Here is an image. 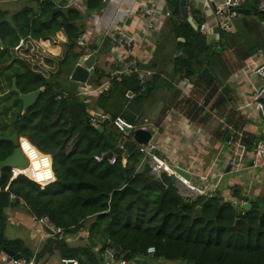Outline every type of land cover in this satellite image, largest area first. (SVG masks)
<instances>
[{
	"label": "trees",
	"instance_id": "trees-1",
	"mask_svg": "<svg viewBox=\"0 0 264 264\" xmlns=\"http://www.w3.org/2000/svg\"><path fill=\"white\" fill-rule=\"evenodd\" d=\"M36 1V13L25 8L9 16L0 10V65L12 58L11 50L25 39L17 53L26 60L13 59L9 75L16 78L22 94L41 90L36 103L25 112L17 96L11 105L3 102L0 135H6V130L17 131L19 137L49 155L54 181L41 187L22 175L11 180V169L0 170V253L13 252L27 259L33 256L21 240L4 236L5 211L22 207L34 220L46 218L60 230V234L44 241L35 255L36 262L57 254L60 259L75 260L77 264H104V253L111 249L114 263L151 257L175 264H264V195L244 197L234 188L232 196L250 205L241 215L240 209L225 203L219 194L184 200L177 195L172 178L150 175L147 164L141 163L142 155L133 152L135 144L131 140L126 143L127 138L108 121L101 124L103 131L99 132L89 122V109L135 124L143 86L134 77L109 78L94 66L93 90L101 87L104 78L109 80L108 88L81 98L77 84L69 77L74 63L85 54V49L76 45L85 31V17L79 8L65 7L64 0ZM178 1L165 0L171 11L170 33L176 50L173 74L180 80L194 79L195 86L204 78V82H210L206 89L213 93L215 86L211 85H227L233 74L224 69L223 53L231 50L238 62L245 61L259 45L247 43L234 50L235 42H228L234 34L221 31L217 49L199 29L194 30L180 17ZM82 2L89 16L99 11L103 0ZM259 2L245 0L243 7L255 10ZM188 9L199 27L203 17L189 6ZM258 17L262 19L264 14ZM59 33L64 40L58 38ZM57 38V45L52 46L49 40L55 42ZM41 48L56 57L55 71L47 75L42 74L47 70L40 69L42 63L30 64L33 52ZM49 48H56V53L51 54ZM93 48V44L88 46L89 51ZM46 64L52 66L53 62L47 60ZM122 138L124 151L118 147ZM68 140L72 150L65 153ZM254 140V136L249 139V146ZM12 151L10 142L0 141L1 161ZM108 153L116 159L113 165L105 159H94ZM28 176L33 177L32 171ZM196 207L201 208L202 218L195 217ZM83 230L87 232V245L70 246L66 242V238ZM149 248H154L152 255L147 254Z\"/></svg>",
	"mask_w": 264,
	"mask_h": 264
},
{
	"label": "crops",
	"instance_id": "crops-1",
	"mask_svg": "<svg viewBox=\"0 0 264 264\" xmlns=\"http://www.w3.org/2000/svg\"><path fill=\"white\" fill-rule=\"evenodd\" d=\"M82 1H76L72 7L79 8L85 17L83 34L88 38V44L84 48L85 54L92 52L95 55L94 66H97L101 72L109 76L112 71L117 69L115 57L121 51L111 43V33L115 35L124 33L136 40L129 48L126 57L133 58L141 72L151 74L153 77L149 84L142 87L143 99L137 105L136 119L138 124L144 120L147 121L152 131L151 140H154L152 143L158 146L160 157L164 158L173 169L178 168L185 172L188 176L186 179L192 184H199L200 177L208 176L206 194H219L224 200L234 198L232 191L237 188L244 197L255 198L264 195V167L259 165V161L252 164L253 152L248 144L252 136L255 137V140L259 139L264 142V125L259 113L254 110L251 98L252 92L260 87L261 81L255 79L252 82L243 80L237 83L233 77L237 71L252 68L264 60V18L260 19L258 14L256 16L251 14L249 16L235 15L238 17L231 19L229 30L223 32L234 34V38L228 40L232 44H234L233 41L235 42L232 48L238 50L236 46L258 43L259 47L256 48L258 52L253 56L250 55L249 59L238 62L231 50L225 51L222 56L224 69L226 72L233 71L226 83L230 86H222L214 81L215 84L211 86H215V90L210 93L206 89V83L210 82H204V78L199 80V86H195L192 83L194 79L180 80L173 74V59L176 56V50L175 48L171 49V46L174 47L170 33L171 11L166 2L161 3L160 0H107L99 12L88 16ZM224 1L187 0V7L198 12L203 17V23L208 24L210 30L208 29L204 36L208 43L212 41L210 44H215L217 49L221 31L215 27L213 12L214 6L222 5ZM158 2L160 14L164 15L165 12H168L170 15L157 21L154 31L147 32L144 18L139 13L140 8L142 5ZM64 3L68 4L65 0ZM243 4L241 8H244ZM25 8H30L36 13L38 2L36 0H0V10L6 11L9 16ZM58 38L64 40L61 33L58 34ZM20 40H22L20 43L25 41V39ZM91 44L95 48L89 51L88 46ZM2 49L0 48V50ZM15 54L18 55L17 50L11 54L10 60L0 65V95L9 92L7 91L6 77L11 71L9 65L15 58ZM38 57L42 61V56ZM38 57L36 58L38 59ZM78 60L74 63L72 70ZM43 68L45 66L42 64L40 69ZM46 69H48L47 66ZM108 85V78H104L99 89L94 91L91 86V93L93 91L100 92L108 88ZM77 86V94L84 99V96H81L83 94L79 92V84ZM229 87H231L230 90H228ZM88 98L91 100L90 95ZM1 105L2 103L0 104V114L2 112ZM88 113L90 117L95 118L101 112L90 108ZM4 133L6 134L4 136H8L14 132L8 133L6 130ZM240 135L241 139L239 140ZM126 138V141L124 139L126 143L131 140L135 144L133 138ZM64 150L65 153L72 150L71 140L66 141ZM23 151L31 160V164L27 167L29 173L32 171V176L37 175L38 179L40 176H44L43 171L46 172V162L48 161L38 156L39 159H42V164H45L42 165L44 170H37L39 165L35 164L36 162L29 156L27 150ZM35 151L37 150L35 149ZM233 160L238 163L234 168H241L238 171L240 173L231 172V168L226 163ZM14 178L16 177L12 174L11 180ZM5 214L10 226L19 228L15 224L20 222L29 232L28 237L8 238L6 236V238L21 240L30 252L33 251L32 255H36L44 241L48 239L45 236L51 233L39 225L38 221L34 220L22 207L8 208ZM36 230L37 234H34ZM85 232L83 230L79 235L66 238V242L70 246L87 245ZM43 237L44 239H42ZM78 239L80 240L79 244H70ZM4 260H7L6 257L0 253V264H6ZM36 264H60V258L55 254L36 262ZM128 264H164V262L148 257L147 260L137 258Z\"/></svg>",
	"mask_w": 264,
	"mask_h": 264
},
{
	"label": "built area",
	"instance_id": "built-area-1",
	"mask_svg": "<svg viewBox=\"0 0 264 264\" xmlns=\"http://www.w3.org/2000/svg\"><path fill=\"white\" fill-rule=\"evenodd\" d=\"M76 1L78 0H65V2L68 3L65 5V7L73 6V4ZM160 2L165 3V0H160ZM244 2L245 0H225L222 5L214 6L213 17L215 20V27L217 28V30L219 31L229 30L230 21L235 16L233 13H230V10L241 8ZM257 10L264 12V0H260L257 6ZM139 13L144 18L145 28L147 32L154 31L155 28L157 27V23H158L157 21L162 20V18L164 17H169L170 15L168 12H165L164 15L160 14L159 2L151 3L149 5L148 4L142 5ZM197 29H199V32L202 35H205L208 29L210 30L208 24L206 23H202L199 27H197ZM110 40L111 43L114 46H117L121 52L118 54V56L115 57V63L117 64V69L109 74V78H117L120 80L123 78L134 77L135 80L141 86H146L147 84H149L153 79L152 75L141 72L137 67L136 61L133 58L126 57L127 56L126 54L129 52V48L134 42H136V40L133 37L128 36L124 33H117V35L111 33ZM87 44H88V38L84 34L79 36L76 40V45L79 48H85ZM20 47H21V43L18 44L14 48V50H18ZM90 54L91 53L84 54L80 58L82 60H85ZM233 77H234V81L237 83H240L243 80L245 82H252L255 79H259L261 81L260 87L252 92L251 98H252L254 110L259 113L261 122L264 125V60L259 65H256L252 68H246L244 70L237 71ZM90 89L91 87L89 86L79 85V92H81L83 95L91 93ZM106 121H108L111 124V126L116 132L122 134L123 137L132 138V133L135 130L151 131V128L148 126L146 120H144L141 124L138 123L132 124L126 122L121 117H115L114 119H110L108 115H105L103 113H100L95 118L90 117L89 119L90 124L94 127L101 126V124ZM240 139H241V135L239 136V140ZM23 144H30V143L28 140L24 138H19L18 147L29 165L31 164V160L24 153ZM32 147L36 149L34 146ZM118 147L121 150L123 149L121 143L119 144ZM138 148L140 155H142L143 157L141 163L147 164L150 175H152L155 178H159L161 175H165L166 177L172 178L174 181L173 186L176 189V193L180 198L191 201L206 194L207 185H208V178H207L208 176L200 177L199 184H192L188 179L180 176L179 174H176L174 169L170 165H168L166 160L160 157V155L158 154V146L156 144H153L151 139L146 145H139ZM253 148H254L252 150L253 156L251 160L252 164L259 161V165L264 167V142L259 141L256 145L253 144ZM36 152L40 156L48 160L47 175L40 176L39 179H36L34 177L26 176L25 174H16L15 170L13 169L11 171L13 176L15 177L22 175L26 177L28 180L34 182L35 184L44 187L54 181L53 178L54 176L52 173V161L49 155H44L38 150ZM94 159L97 162H100L103 159H105V156L102 155L99 157H95ZM105 160L108 162L109 165H113L116 161L113 155L109 159H105ZM226 163L231 168V172L233 173L241 170L240 167L234 168L235 165L238 164L234 160ZM223 201L236 210L241 209L242 206L245 204L244 201L237 199L235 197L226 198ZM39 222L40 225L45 228V230H50L51 232L50 235L45 236L46 238H49L51 235L60 234V230L55 229L54 226L50 224L46 218L39 220ZM85 235H87V232H85ZM42 239H44V237ZM153 253H154V248H149L147 250L148 255H152ZM104 257H105L104 264H114L113 250L107 249L104 253ZM4 261H6V264H36L35 254L29 259L20 257L17 260L7 259ZM60 264H77V262L71 259H60ZM116 264H128V263L125 261H118L116 262Z\"/></svg>",
	"mask_w": 264,
	"mask_h": 264
},
{
	"label": "water",
	"instance_id": "water-1",
	"mask_svg": "<svg viewBox=\"0 0 264 264\" xmlns=\"http://www.w3.org/2000/svg\"><path fill=\"white\" fill-rule=\"evenodd\" d=\"M107 0H103L102 4L100 5L99 9L103 8L106 4ZM179 6V13L180 17L185 20L191 28L194 30H197V25L195 21L192 19V17L189 15L188 7H187V0H179L178 1ZM230 13H233L234 15H242V16H249L253 15L256 16L257 14H264L263 11H258L257 9L251 10L247 8H237L230 10ZM98 42V40H97ZM212 43V41H210ZM0 48H3L2 44L0 43ZM258 52V49L253 50L250 55L253 56ZM11 53H14V49L11 50ZM94 64H95V55L91 53L85 60H82L81 58L78 60V63L75 65L74 69L72 70L69 80L71 82L77 83L79 85H86L91 87L95 80V74H94ZM41 93V90H36L34 92L28 93V94H21L19 90L16 87L15 79H13L11 87L9 92L0 95V104L3 103L11 94H15L18 98V100L22 104V111L25 112L28 108L32 107L39 95ZM97 130L99 132L103 131L102 126H98ZM264 132V130H263ZM17 132L12 133L8 136H1L0 135V141H7L10 142L13 146V151L10 156H8L4 160H0V170L7 168V169H25L28 167V162L24 158V156L21 154L20 149L18 147V141H17ZM152 137V131H143V130H135L132 133V138L136 144L134 148V153L140 155L139 152V145H146ZM124 138L121 139V144L123 143ZM259 142V139H256L254 141V145H256ZM253 145L251 146V150H253ZM112 156L111 153H108L105 155V159H109ZM174 171L176 174H179L180 176L184 178H188L187 174L183 172L182 170L175 168ZM250 208L249 204H244L242 208L238 211V214L241 215L243 211L248 210ZM109 214L111 211L108 212ZM178 215H181L180 212H178ZM194 215L197 218H202L201 214V208L196 207L194 210ZM49 233L50 230H47ZM2 254L8 259H14L17 260L20 258V255H15L13 252H5L3 251ZM139 259L147 260L148 257H139Z\"/></svg>",
	"mask_w": 264,
	"mask_h": 264
},
{
	"label": "rangeland",
	"instance_id": "rangeland-1",
	"mask_svg": "<svg viewBox=\"0 0 264 264\" xmlns=\"http://www.w3.org/2000/svg\"><path fill=\"white\" fill-rule=\"evenodd\" d=\"M99 12V11H98ZM95 13H97V12H95ZM53 40H54V38H53ZM53 40H49L50 41V44L52 45V46H55V45H57V43H56V41H59L58 40V38L55 40V42L53 41ZM20 41H22V40H20ZM45 44H47V42L45 43ZM60 47V46H59ZM174 47L173 46H171V49H173ZM52 48H49V50H47V51H49V52H51V54H53L54 55V53H56V51H55V49L54 50H51ZM58 51V50H57ZM34 54V56H33V58H32V61H30V64H35V65H38V64H44V65H46L49 69H47V70H45L44 72H42V74L43 75H47V73H50V72H54L55 70H54V68H55V66L57 65L56 64V57H53L52 55H50L49 53H47L46 52V49H44V48H41V49H39L38 51H37V53L36 52H33ZM39 54L42 56V61H40L39 59H40V57H38L39 56ZM18 57L19 58H23L22 60H26V57H23V54L22 55H20L19 56V54H18ZM35 57H38V59L37 58H35ZM47 60H49V61H51V62H53V65L52 66H48L47 64H46V61ZM53 60V61H52ZM29 66V65H28ZM46 66H45V69H46ZM50 68H53V70H50ZM71 74V73H70ZM226 86H230L229 84H227ZM231 89V87H229L228 88V90H230ZM129 139V138H128ZM154 140L152 139V142H153ZM24 145V144H23ZM23 147H25V149L24 150H27L28 151V153H29V156H31V158L34 160V162H36L35 164H38L39 165V168L37 169V170H41V169H43L44 170V168L42 167V165L44 166V164H42L43 163V161H41L42 159H39V157L38 156H40L36 151H35V149L34 148H32L29 144H25V146H23ZM21 152V151H20ZM22 154V153H21ZM23 155V154H22ZM40 157H42V156H40ZM42 158H44V157H42ZM45 161H48V160H46L45 159ZM47 163L48 162H46V166H47ZM46 168V167H45ZM25 169H27V168H25ZM13 170H16L15 172H21L22 170H18V169H13ZM237 173H240V172H237ZM249 174H251V172H249ZM43 175H45V173H44V171H43ZM34 178H37V175L34 177ZM263 185H264V182H263ZM24 209V208H23ZM25 210V209H24ZM38 223H39V225H40V222L38 221ZM90 224V221L86 224V226H88ZM15 226H18L19 228H13L12 226H10L9 225V223L7 222V225H6V228H5V232H4V236L6 237H8V238H13V237H18V238H23V237H28L29 236V232L25 229V227H23L21 224H20V222L18 223V224H15ZM21 226V227H20ZM82 232V231H81ZM34 234H37V230H36V232L34 233ZM80 234V233H79ZM78 234V235H79ZM85 234V233H84ZM87 236V235H86ZM72 237H74V236H72ZM80 243V240L78 239V240H76V241H74L73 243H70V244H72V245H77V244H79ZM31 253V255L33 254V251H31L30 252ZM164 264H175V263H173V262H166L165 261V263Z\"/></svg>",
	"mask_w": 264,
	"mask_h": 264
},
{
	"label": "flooded vegetation",
	"instance_id": "flooded-vegetation-1",
	"mask_svg": "<svg viewBox=\"0 0 264 264\" xmlns=\"http://www.w3.org/2000/svg\"><path fill=\"white\" fill-rule=\"evenodd\" d=\"M16 58H19L18 57V55L17 54H15V58L14 59H16ZM20 60H22V58H19ZM11 73V71L7 74V77H6V83H7V91H9L10 90V87H11V84H12V81H13V79H15V83H16V78L15 77H11L9 74ZM9 75V76H8ZM17 87V86H16ZM18 89V88H17ZM19 90V89H18ZM4 92H6V91H4ZM3 92V93H4ZM20 92V91H19ZM21 93V92H20ZM22 94V93H21ZM28 94V93H27ZM16 95L15 94H11L7 99H6V101H4V103L6 102L8 105H11L12 104V102H13V99H14V97H15ZM4 103H2V104H4ZM2 106V105H1ZM2 113V112H1ZM1 115V114H0ZM13 132H17V131H13ZM17 134V133H16ZM11 135V134H10ZM19 136H18V134H17V141H18V138Z\"/></svg>",
	"mask_w": 264,
	"mask_h": 264
},
{
	"label": "bare ground",
	"instance_id": "bare-ground-1",
	"mask_svg": "<svg viewBox=\"0 0 264 264\" xmlns=\"http://www.w3.org/2000/svg\"><path fill=\"white\" fill-rule=\"evenodd\" d=\"M18 170H22L21 173L25 174L26 176L29 175V170L28 169H18Z\"/></svg>",
	"mask_w": 264,
	"mask_h": 264
},
{
	"label": "clouds",
	"instance_id": "clouds-1",
	"mask_svg": "<svg viewBox=\"0 0 264 264\" xmlns=\"http://www.w3.org/2000/svg\"><path fill=\"white\" fill-rule=\"evenodd\" d=\"M54 178V177H53ZM246 204V203H245Z\"/></svg>",
	"mask_w": 264,
	"mask_h": 264
}]
</instances>
